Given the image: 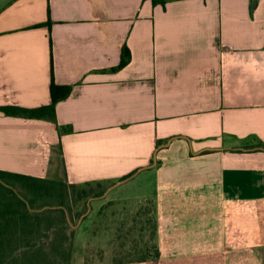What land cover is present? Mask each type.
<instances>
[{
  "label": "crops",
  "instance_id": "1",
  "mask_svg": "<svg viewBox=\"0 0 264 264\" xmlns=\"http://www.w3.org/2000/svg\"><path fill=\"white\" fill-rule=\"evenodd\" d=\"M53 84L71 87L56 122L4 111L52 104ZM259 142L264 0H0V171L114 183L72 264L110 207L144 203L159 256L94 264H264Z\"/></svg>",
  "mask_w": 264,
  "mask_h": 264
},
{
  "label": "trees",
  "instance_id": "2",
  "mask_svg": "<svg viewBox=\"0 0 264 264\" xmlns=\"http://www.w3.org/2000/svg\"><path fill=\"white\" fill-rule=\"evenodd\" d=\"M168 1L171 0H152L162 5ZM259 2L250 0L251 11ZM129 59V52L124 48L120 67ZM70 93L71 87L53 84L52 104L35 109L4 108V111L12 116L56 122V104ZM160 144L158 141V146ZM257 148L264 150V143L259 142ZM104 183L107 182L75 185L66 179L0 171V264H72L77 226L85 217L84 211H76L75 207L89 197L103 196L106 193L102 189ZM153 256H159L156 247ZM147 258L150 257L139 260Z\"/></svg>",
  "mask_w": 264,
  "mask_h": 264
},
{
  "label": "rangeland",
  "instance_id": "3",
  "mask_svg": "<svg viewBox=\"0 0 264 264\" xmlns=\"http://www.w3.org/2000/svg\"><path fill=\"white\" fill-rule=\"evenodd\" d=\"M112 186L104 183L102 189L107 192ZM91 199L93 197L80 202L75 210H83L86 215L90 210ZM87 224L88 220L83 226ZM93 235L87 248V264L124 263L152 257L155 254L152 204H135L128 211L118 206L110 207L96 223Z\"/></svg>",
  "mask_w": 264,
  "mask_h": 264
}]
</instances>
